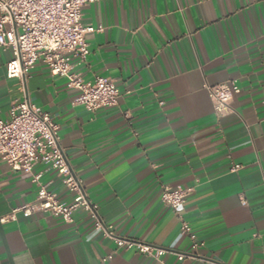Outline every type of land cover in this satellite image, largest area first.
Masks as SVG:
<instances>
[{
    "label": "crops",
    "instance_id": "0c3cea01",
    "mask_svg": "<svg viewBox=\"0 0 264 264\" xmlns=\"http://www.w3.org/2000/svg\"><path fill=\"white\" fill-rule=\"evenodd\" d=\"M82 24L102 31L86 36L74 71L114 80L117 106L75 105L80 92L42 63L24 84L10 79L13 54L0 48V119L24 100L49 113L101 220L164 255L118 248L83 210L71 223L11 219L40 186L72 198L49 166L24 174L0 158V264H264V0H103L83 8ZM230 82L240 92L221 115L207 87ZM166 187L191 190L180 213L205 242L197 252L161 200Z\"/></svg>",
    "mask_w": 264,
    "mask_h": 264
},
{
    "label": "built area",
    "instance_id": "2783aa9c",
    "mask_svg": "<svg viewBox=\"0 0 264 264\" xmlns=\"http://www.w3.org/2000/svg\"><path fill=\"white\" fill-rule=\"evenodd\" d=\"M103 0H0V48L11 50L13 57L7 65V76L25 83L28 74L38 63L44 64L53 76L67 80V86L80 92L74 104L89 112L117 106L119 91L115 81L96 77L85 81L74 71L73 60L85 64L90 54L86 36L101 32L102 27L82 24L83 8ZM207 92L216 113L228 114L233 97L240 92L234 83L208 86ZM59 125L49 113L29 100L14 104L8 119H0V158L13 170L32 174L37 164H44L57 172L72 200L62 201L56 193L40 186L34 202L15 209L11 219L21 213L28 218L45 213L73 222L74 214L83 210L93 219L94 229L111 239L118 248L135 250L161 260L164 251L149 244L121 238L114 227L105 224L98 214V206L87 196L83 182L76 177L60 147ZM239 167H235L237 171ZM40 176L33 177L38 182ZM191 190L164 188L161 200L170 207L180 221V232L190 241V249L197 252L205 247L180 213ZM3 222L7 218L2 219ZM179 261L184 259L178 256ZM106 261V260H105Z\"/></svg>",
    "mask_w": 264,
    "mask_h": 264
}]
</instances>
